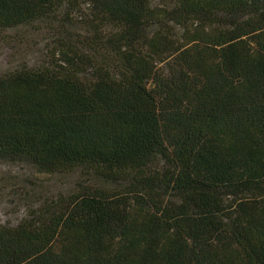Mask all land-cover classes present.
Listing matches in <instances>:
<instances>
[{
    "label": "trees",
    "instance_id": "16d2710c",
    "mask_svg": "<svg viewBox=\"0 0 264 264\" xmlns=\"http://www.w3.org/2000/svg\"><path fill=\"white\" fill-rule=\"evenodd\" d=\"M82 2L87 34L0 76V158L95 183L1 226L0 264H264V0H0V27Z\"/></svg>",
    "mask_w": 264,
    "mask_h": 264
},
{
    "label": "rangeland",
    "instance_id": "374dc122",
    "mask_svg": "<svg viewBox=\"0 0 264 264\" xmlns=\"http://www.w3.org/2000/svg\"><path fill=\"white\" fill-rule=\"evenodd\" d=\"M75 10L90 12L84 2L75 7L66 4L52 18L0 27V76L24 66H40L45 61L47 45L57 43L62 37L76 39L87 34L84 24L74 15L72 20L65 19L67 13ZM103 25L107 32L114 28L112 24ZM82 47L91 51L89 46ZM92 178L85 176L84 181L78 170L48 175L39 172L29 161L0 158V227L35 221L61 211L83 186L95 183Z\"/></svg>",
    "mask_w": 264,
    "mask_h": 264
}]
</instances>
